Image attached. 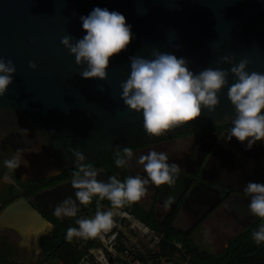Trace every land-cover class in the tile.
<instances>
[{
  "label": "water",
  "instance_id": "water-1",
  "mask_svg": "<svg viewBox=\"0 0 264 264\" xmlns=\"http://www.w3.org/2000/svg\"><path fill=\"white\" fill-rule=\"evenodd\" d=\"M95 7L123 14L134 34L127 48L110 58L105 80L82 78L81 66L61 44L65 35L74 41L85 35L80 17ZM156 49L185 58L196 73L209 67L230 69L221 62L226 55L234 56V63L247 58L249 72L264 73V0H0V57L16 67L13 83L0 97V187L8 171L3 161L17 149L26 150L22 159L28 161L18 168L22 181L41 180L74 167L69 148L79 149L87 162L153 136L235 118L225 87L214 112L202 109L200 117L185 125L160 135L146 133L142 114L120 98V85L130 73L129 57L150 59ZM29 61L37 64L35 70ZM235 79L230 73L229 86ZM237 169L242 192L249 181L264 184V142L246 151L235 137L230 142L221 139L203 176L225 184ZM98 173V179L107 181L105 171ZM178 175L172 188L162 185L160 192L162 199L173 196L174 206L190 184L187 175ZM70 196L75 199L68 181L35 194L33 200L53 214L54 206ZM48 225L25 196L0 213V230L13 229L23 238L41 235Z\"/></svg>",
  "mask_w": 264,
  "mask_h": 264
},
{
  "label": "clouds",
  "instance_id": "clouds-1",
  "mask_svg": "<svg viewBox=\"0 0 264 264\" xmlns=\"http://www.w3.org/2000/svg\"><path fill=\"white\" fill-rule=\"evenodd\" d=\"M81 26L85 35L77 40L69 35L61 38V44L75 57V63L81 66L79 75L84 79L105 80L108 75L109 60L125 50L134 38L132 26L126 23L123 14L95 7L86 16H81ZM74 41V42H73ZM234 56L221 57V62L231 65L230 69L204 68L198 73L189 69L188 61L175 55L154 50L151 58L131 56L130 73L120 85V98L123 103L141 113L143 127L148 134L160 135L166 130L185 125L196 120L202 109L214 112L219 104L218 93L228 88L227 96L235 110L231 127L223 136L226 142L233 137L251 150L257 141L264 142V73L249 72L250 61L247 58L234 63ZM33 70L37 64L29 61ZM16 67L11 59L0 57V97H3L13 83ZM236 79L229 86L228 77ZM24 135L27 129H21ZM25 149H17L11 159H5L7 170H16L28 161L23 160ZM38 152L39 149H30ZM74 157L75 170L72 172L71 185L74 196L56 204L53 208L55 217H75L77 202L87 206L94 196L98 200L107 199L112 208L140 201L148 192V185H167L172 188L179 179L180 167L169 162L165 152L150 150L141 154L135 163L142 166L144 176L129 175L123 181L116 176H109L107 181L98 179V171L84 163L87 159L79 149L69 148ZM134 153L130 147L117 151L114 163L124 167L132 160ZM243 192L250 197L248 208L252 215L264 219V184L249 181ZM173 196H168L165 206L171 204ZM77 228L69 227L65 239L73 237L91 239L103 238L114 226L113 212L97 211L91 219H77ZM256 243L264 242V225L252 232Z\"/></svg>",
  "mask_w": 264,
  "mask_h": 264
},
{
  "label": "flooded vegetation",
  "instance_id": "flooded-vegetation-1",
  "mask_svg": "<svg viewBox=\"0 0 264 264\" xmlns=\"http://www.w3.org/2000/svg\"><path fill=\"white\" fill-rule=\"evenodd\" d=\"M230 127L231 121L204 123L186 133L153 136L139 143L128 145L132 149L134 156L129 164L125 166L127 176L136 174L144 176L142 166L137 165L135 160L141 154H147L148 151L154 150L165 152L169 158V162L177 163L180 167L179 173L187 175V181L190 182L187 189L177 200L175 206L173 204L165 206L166 199L160 198L162 185L153 186L151 184L147 186L148 192L137 203L146 209L153 208L154 214L160 220L165 219L177 209L176 218L183 213L191 223L187 230L197 228L209 219L219 217L220 220L224 221L226 227L237 231V234L233 237L241 233L248 225L255 221L257 216L250 214L248 208L250 197L239 188L240 170H235L225 184L214 180H206L203 176L204 168L211 154L219 141L224 139L223 136L228 133ZM99 170L105 171L104 169H98L97 171ZM189 172L193 173L189 174ZM63 173L64 171L59 175L45 179L23 182L18 168L16 170H8L5 177L6 183L0 187V213L7 204L25 196L34 207L43 213L53 229V223L48 219V215H54L39 207L33 200V196L72 180V176L59 179L64 175ZM116 175L123 180L121 168L116 172ZM36 181L44 182L41 184L36 183ZM32 183L36 184L32 185ZM40 185L43 186L36 189ZM9 230L15 231L5 228L0 230V232ZM15 232L18 233L17 231ZM46 233L48 232L45 231L38 236V243L40 238L46 235Z\"/></svg>",
  "mask_w": 264,
  "mask_h": 264
},
{
  "label": "trees",
  "instance_id": "trees-1",
  "mask_svg": "<svg viewBox=\"0 0 264 264\" xmlns=\"http://www.w3.org/2000/svg\"><path fill=\"white\" fill-rule=\"evenodd\" d=\"M122 148H117L110 153H104L84 163L90 165L95 170L104 169L108 177L116 176L117 179L120 178L116 175V172L121 168L124 180L127 177L125 166L117 167L114 163L117 151H121ZM74 170L75 166L66 169L63 173L64 175L59 179L71 177ZM43 182L36 181V183L41 184ZM36 183H32V185ZM42 186H37L36 189ZM97 204H99V208L105 204L111 206L107 199L98 200L94 196L87 206L79 205L75 217L58 219L55 216L48 215V219L53 223V229L39 240V245L44 254V261L57 262L58 264H79L83 257L88 254L90 248L98 246L94 238L86 239L82 247H80L82 243L81 238L73 237L71 241L65 239L66 230L69 227L77 228V219H88L90 214L97 211ZM123 208L130 211L138 220L161 237L154 251H149L148 254L140 252L134 254V257L142 262H147L148 255H150L155 264L162 263L163 259L170 264H242L246 262H250L249 264H264V242L256 243L251 235L253 231L258 230L260 226L264 225V219L262 218L257 217L241 233L229 239L227 246L220 253H214L203 249L194 241L193 233L196 228L184 230L174 225L177 209L165 219L160 220L154 214L153 208L146 209L137 202L125 205ZM117 249L118 251H124L125 246L119 245ZM0 264H17L10 258L1 245Z\"/></svg>",
  "mask_w": 264,
  "mask_h": 264
},
{
  "label": "rangeland",
  "instance_id": "rangeland-1",
  "mask_svg": "<svg viewBox=\"0 0 264 264\" xmlns=\"http://www.w3.org/2000/svg\"><path fill=\"white\" fill-rule=\"evenodd\" d=\"M179 229L187 230L191 223L182 213L177 216L174 224ZM51 225L45 229L49 233ZM44 231V232H45ZM125 233H131L124 230ZM46 233V234H48ZM133 233H141L133 232ZM43 234V233H42ZM237 234V231L231 230L224 225V221L219 217L209 219L204 224L199 225L193 234L195 242L203 249L214 253H220L227 245V240ZM0 245L17 264H58L57 262H48L43 260V251L38 243V236L30 235L23 238L19 233L9 230L0 232ZM129 247L137 252L148 254L154 251V245L147 237L131 235L129 237ZM147 264H155V261L148 255ZM160 264H169L165 259Z\"/></svg>",
  "mask_w": 264,
  "mask_h": 264
},
{
  "label": "built area",
  "instance_id": "built-area-1",
  "mask_svg": "<svg viewBox=\"0 0 264 264\" xmlns=\"http://www.w3.org/2000/svg\"><path fill=\"white\" fill-rule=\"evenodd\" d=\"M100 210L113 212L114 226L109 232L102 234L103 238L99 236L94 238L98 246L90 248L88 254L83 257L79 264H147L148 262H142L134 257L137 251L129 247V237L131 235L147 237L156 248L161 240L160 235L152 231L130 211L125 210L123 207L115 209L105 204ZM94 215L95 212L90 214L88 219H91ZM124 230L131 233H125ZM138 231L141 233H133ZM81 239L82 243L80 247L86 242V239ZM119 245H124L125 250L118 251L117 247ZM178 246H180V244H178Z\"/></svg>",
  "mask_w": 264,
  "mask_h": 264
},
{
  "label": "crops",
  "instance_id": "crops-1",
  "mask_svg": "<svg viewBox=\"0 0 264 264\" xmlns=\"http://www.w3.org/2000/svg\"><path fill=\"white\" fill-rule=\"evenodd\" d=\"M176 220V219H175ZM175 220H174V224H175ZM202 224H204V223H202ZM3 230V229H2Z\"/></svg>",
  "mask_w": 264,
  "mask_h": 264
}]
</instances>
